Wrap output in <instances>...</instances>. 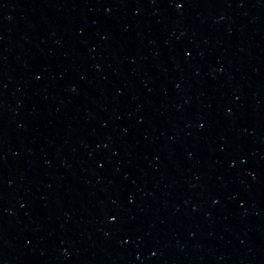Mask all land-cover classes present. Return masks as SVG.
<instances>
[{
    "label": "water",
    "instance_id": "water-1",
    "mask_svg": "<svg viewBox=\"0 0 264 264\" xmlns=\"http://www.w3.org/2000/svg\"><path fill=\"white\" fill-rule=\"evenodd\" d=\"M0 264H264V0H0Z\"/></svg>",
    "mask_w": 264,
    "mask_h": 264
}]
</instances>
